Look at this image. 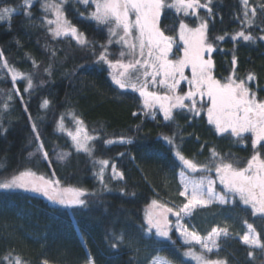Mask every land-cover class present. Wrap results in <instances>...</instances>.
I'll return each mask as SVG.
<instances>
[{"label": "trees", "instance_id": "trees-1", "mask_svg": "<svg viewBox=\"0 0 264 264\" xmlns=\"http://www.w3.org/2000/svg\"><path fill=\"white\" fill-rule=\"evenodd\" d=\"M23 4L24 0H0V5L17 9L10 19L0 21V182L21 171H33L63 186L85 190L91 203L86 208H66L31 193H0V264H8L4 257L9 255L24 264H86L89 253L95 264H150L158 256L173 264H193L185 257V247L174 230L170 240L149 234L146 208L153 201L176 210L186 203L179 195L183 165L175 151L200 168H215L222 161L243 167L254 154L251 135H221L205 113L193 117L187 109L175 110L171 121L159 114H144L139 95L116 86L106 65L95 63L98 57L92 55L91 47L80 46L71 37L55 38L45 23L40 1L32 4L31 19ZM261 5L264 0H249L248 7L257 9L255 17H248L251 24L244 22L241 0H212L211 16L200 11L208 20L209 42L215 48V78L222 82L231 75L245 79L258 100H264ZM92 8L69 1L63 14L89 42H95L96 53L101 51L100 45L107 44L109 59L114 61L121 47L109 45L107 26L88 18ZM181 21L196 25V19L179 16L171 9L161 14V30L176 39L173 59L181 50ZM241 30L254 39L233 41L232 36ZM220 36L224 39H216ZM249 75L254 79L248 80ZM29 79L32 88L25 91ZM44 100L49 101L47 106H42ZM72 119L82 121L93 137L90 155L74 145L68 129ZM163 136L174 137L176 147L168 145ZM121 138L133 143H106ZM41 142L48 159L38 151ZM102 159L109 160L104 177L110 191L99 181ZM112 164L124 173V180L111 178ZM189 224L202 236L213 228L228 230L229 235L219 240L217 251L207 253V259L264 264V247L251 248L239 238L251 224L264 245V215L254 214L239 199L231 205L197 209Z\"/></svg>", "mask_w": 264, "mask_h": 264}, {"label": "snow or ice", "instance_id": "snow-or-ice-1", "mask_svg": "<svg viewBox=\"0 0 264 264\" xmlns=\"http://www.w3.org/2000/svg\"><path fill=\"white\" fill-rule=\"evenodd\" d=\"M84 5H95V11L90 13L93 20L101 25L108 26L110 34L108 43H113L111 37L118 36L114 41L129 50V54L135 58L125 63L122 59L115 61L109 59L108 45H100L101 51L95 52V42H89L83 33H79L78 29L71 26L66 20L61 22L63 12L60 5L50 4L48 8H54L56 11L57 20L48 21L49 24L57 25L53 32L54 36L71 35L78 43L84 47L93 49L92 55L97 56L95 63L107 65L108 68H118L121 71L116 76H113V82L120 89H124L125 76H131L140 86L132 83V90L139 92V96L143 98L145 109L159 107L163 113L165 121L173 119V109H187V112L192 113L193 117L199 115L196 108V97H207V117L208 123L214 125L218 133H228L235 137L243 138L244 133H251V146L254 149V154L247 161L246 167H234L232 163L220 162L215 165V173L223 191L217 192L215 181L210 177L201 178L198 182L192 183L191 191H188V185L185 183L183 191L179 195L185 197L186 203L178 211H173V208L163 207L162 211L149 212L146 214L147 223L150 227L155 228L156 235L164 238L169 237L168 226L170 221L166 213H173L177 217V223L181 214L191 215L192 210L199 207H205L211 203L218 202L226 204L230 202L231 197H239V200L244 205H251L253 213L264 214V100H258L256 93L252 92L247 86L246 80L235 77L234 75L226 78L224 82L216 79L214 72V61L212 53L215 51L213 43L209 42L208 37V20L198 16V10L201 8L207 9L209 16L212 15V0H207L206 3H201L200 0H174L173 3H166V0H80ZM243 4V15L245 21L251 24L249 17V0H241ZM23 7L28 9L25 14L32 18L30 9L33 7L32 0H24ZM165 8H175L177 12H183L185 16H197L199 23L195 27H190L188 23L181 21L179 23V41L183 43V55L177 56L175 59H170V54L173 53V45L176 39L172 35H165L161 30L159 23L162 11ZM264 12V5L260 6ZM17 11L16 8L7 5H0V21L10 19ZM256 8L251 9V15L255 17ZM134 16V19L132 17ZM114 24V27L112 26ZM117 29L122 30V35L117 32ZM135 32V36H134ZM242 38L244 41L253 40L251 34H246L241 30L236 35L232 36L233 41ZM218 40H223L224 36L217 37ZM259 39L264 40V36ZM138 48V51H137ZM120 57L125 56V52L119 53ZM0 57H3V52H0ZM232 65L236 64V57L233 56ZM5 61V67H7ZM191 69V76L185 75V69ZM235 71V68H234ZM143 78V79H142ZM13 81L17 79L16 74L12 76ZM142 79V82H141ZM248 80L254 79L253 75L247 77ZM186 81L189 85L188 91L183 94H177V89L181 82ZM151 86L156 89L157 86L166 91L161 94L158 90L149 91ZM32 88L31 79L28 80V86L25 91ZM11 99V97L9 98ZM22 99V98H21ZM191 101V105H186L185 101ZM48 100H44L42 106H47ZM5 108L9 105L5 104ZM205 104L201 102V108ZM27 111V108H25ZM136 115V113H133ZM62 123V121H61ZM76 134L69 133L72 140L76 143L77 149L89 151L87 141L93 139L84 133V130L79 127L83 122L76 121ZM33 130L36 131V126L33 125ZM164 141L173 147H176L174 137L163 136ZM36 140H40V135L36 132ZM108 145L114 143L131 144V139L125 140L121 138L118 141L108 140ZM44 144L41 142L38 145V151L43 152ZM175 156L182 165L191 170L198 171L197 163L190 159H186L179 150L175 151ZM31 155V153H30ZM124 155V153H120ZM215 155V153H214ZM43 158L48 159V153L43 152ZM99 181L104 185L105 190H111L105 183L104 170L109 165V160L102 159L99 161ZM112 179L124 180V173L117 170L115 164H112ZM211 167H206L204 171H211ZM55 175L54 173L52 174ZM59 181L43 175L37 177L33 171H21L19 175H12L10 179H4L0 182V193L14 194L33 193L45 197L53 204H58L63 207H88L91 201L86 199L87 193L81 188H59ZM206 184V188H205ZM156 204V201H153ZM250 232L254 233L251 224H248ZM177 232L184 239V242L191 244L195 242L200 244L207 252H212L216 245V237L227 235V229L213 228L206 238H201L197 232L189 231L186 227L180 226ZM207 241H211L212 247ZM244 245L264 247L261 244L259 234L248 235L241 237ZM112 247H116L115 244ZM191 255L198 264H226L225 261L210 260L205 255H197L191 251L185 253ZM252 253L249 252V256ZM8 264H24L20 258L15 260L9 256L4 257ZM47 264V261H44ZM86 264H95V260L89 253ZM171 264V262H168Z\"/></svg>", "mask_w": 264, "mask_h": 264}, {"label": "rangeland", "instance_id": "rangeland-1", "mask_svg": "<svg viewBox=\"0 0 264 264\" xmlns=\"http://www.w3.org/2000/svg\"><path fill=\"white\" fill-rule=\"evenodd\" d=\"M35 1H40V3H41V5H42V10L45 12V23H46V25L48 26V28H49V30H50V32H51V34L53 35V32H54V30L56 29V27H57V25L55 24V23H53V24H49L48 23V21H56L57 20V16H56V11H55V9L54 8H48L47 7V5H50V4H56V5H60L61 6V10H62V12H63V8H64V6H65V4L67 3V2H69V1H73V2H77V3H80L81 5H83L84 7H87V6H92L93 8V10H91L90 12H89V19H92L91 18V16H90V13H92V12H94L95 11V5L94 4H91L90 3V5H84L83 3H81L80 2V0H32V4L35 2ZM174 2V0H166V3H173ZM203 4V3H202ZM165 9H171L173 12H175L177 15H179V16H182V17H188V18H190V19H196V25L199 23V20L197 19V16H192V15H188V16H185L184 15V13L183 12H177V10L175 9V8H165ZM248 9H249V15H251V8L250 7H248ZM200 11H207V9H204V8H201V9H199L198 10V16L200 17V18H203L202 17V15H200ZM163 12V11H162ZM132 19H134V16L132 17ZM64 20H66V18H65V16H64V14H63V17L61 18V22H63ZM93 20V19H92ZM67 21V20H66ZM93 21H95V20H93ZM68 22V21H67ZM97 22V21H96ZM183 22H185V21H183ZM69 23V22H68ZM98 24H100L99 22H97ZM70 24V23H69ZM101 25V24H100ZM195 25V26H196ZM113 27H114V24L112 25ZM190 26V25H189ZM194 26V27H195ZM108 27V26H107ZM190 27H193V26H190ZM79 32V31H78ZM117 32L120 34V35H122L123 33H122V30H120V29H117ZM178 33H179V31H178ZM54 36V35H53ZM134 36H135V32H134ZM55 38H64V37H71L78 45H80L79 43H78V41L75 39V38H73L70 34L69 35H64L63 33L61 34V35H59V36H54ZM119 37L118 36H114V37H111V39H112V41H113V43H111V44H109V45H119L120 47H121V51H124L125 52V56L124 57H120L119 55H118V57L116 58V59H122L125 63H127L129 60H133V59H135V58H139L138 56L137 57H133L132 55H130L129 54V50L126 48V47H123L122 45H120V44H116V43H114V41H116L117 39H118ZM239 39H242V38H238L237 40H239ZM243 40V39H242ZM178 43L180 44V46H181V50H180V54H179V56H182L183 55V43L181 42V41H179V35H178ZM80 46H82V45H80ZM174 49H175V44L173 45V53H174ZM120 51V52H121ZM137 51H138V48H137ZM173 53L172 54H170V59H173L171 56L173 55ZM115 61V60H114ZM106 67H107V65H106ZM108 68V67H107ZM109 69V71H110V76H111V79H112V77L113 76H116L117 74H118V72L119 71H121L120 69H118V68H108ZM185 75L186 76H191V69L190 68H186L185 69ZM124 83L126 84V87L124 88V89H122V90H131V91H133V92H136L138 95H139V92H137V91H134V90H132V88L130 87V85L132 84V83H136L137 84V87H139L140 86V82H137L134 78H132L131 76H125L124 78ZM143 79V78H142ZM142 79H141V82H142ZM112 81H113V79H112ZM114 83V82H113ZM115 84V83H114ZM117 86V85H116ZM188 88H189V85L187 84V82L186 81H182L181 82V85H180V87L177 89V94H183L184 92H187L188 91ZM148 90L149 91H152V90H158V91H160V93L161 94H163L165 91H166V89H162V88H159V86H157V88L156 89H154V88H152L151 86H149V88H148ZM140 97V96H139ZM140 99H141V103H142V108H143V113L144 114H146V115H148V116H150V117H154V116H156L157 114H159V115H161L162 117H163V113L159 110V107L157 106V107H155V108H152V109H145L144 108V104H143V98H141L140 97ZM196 100H197V104H196V108H197V110L199 111V114H201V113H205L206 115H207V103H208V101H207V97L205 96V97H203V98H201V97H199V96H197L196 97ZM201 102H203L204 104H205V107L204 108H201ZM186 105H191V101H185L184 102ZM175 110H180V109H173V112L175 111ZM164 119V118H163ZM77 120H79V119H72L71 120V122H70V125L68 126V129H70L71 130V133L72 134H76V129H77V123H76V121ZM79 127H81L83 130H84V132L83 133H81V136L84 134V133H87V131H86V129H85V127L83 126V124H81V125H79ZM61 128H62V130H64V131H66L67 130V127L65 126V123L63 122L62 124H61ZM219 134H221V135H231L230 134V132H228V133H219ZM87 135L89 136V134L87 133ZM247 135H251L252 136V134L251 133H244L243 134V137L244 136H247ZM233 136V135H232ZM233 137H235V136H233ZM235 138H240V137H235ZM90 142H91V140H89V141H87V146H88V149H89V151H84L83 149H79L80 151H83V152H85L86 154H88V155H90V153H91V148H90ZM73 143H74V145L76 146V143L73 141ZM77 148V147H76ZM100 165V164H99ZM234 167H237V168H239L238 166H236V165H233ZM247 166V164L246 165H244L243 167H246ZM101 167V166H100ZM204 169L205 168H200V167H198V171H191V170H189V169H187V168H185L184 166H183V169L180 171V173H179V181H180V184H181V186H182V191L184 190V187H185V183H187V185H188V191L190 192L191 191V186H192V183H194V182H198L199 180H201V178H207V177H210L211 179H213L216 183H215V188H216V191L219 193V192H222L223 191V185H221L220 184V182H219V179H218V177H217V175H216V173H215V168H211L212 170L211 171H204ZM37 177H39L38 175H37ZM58 187L59 188H61V189H63V188H70V189H75V188H72V187H67V186H63V185H61V184H59L58 185ZM205 188H206V184H205ZM31 194H33V193H31ZM37 196H39V195H37ZM45 198V197H44ZM46 199V198H45ZM236 199H239V197L238 196H236V197H231L230 198V202L229 203H226V204H219L218 202H213V203H211V204H209V205H207V206H205V207H199V206H197L196 208H194L193 210H192V213H191V215L197 210V209H202V208H206V207H210V206H212V205H222V206H224V205H231V204H233V202L236 200ZM50 202V201H49ZM187 202V201H186ZM51 204H53L52 202H50ZM53 205H56V206H61V205H58V204H53ZM244 205V204H243ZM245 206H248V207H250V208H252L251 207V205H245ZM61 207H63V206H61ZM163 205H160V204H158V203H156L155 205L152 203V204H150L147 208H146V211H145V218H146V214L147 213H149V212H158V211H162L163 210ZM66 208H72V207H66ZM182 208V207H181ZM180 209V208H179ZM179 209H173V211L175 212V211H178ZM259 214H262V213H259ZM166 215H167V217H168V220L171 222L170 223V225L168 226V230H169V237L168 238H164V237H160V236H158V235H156V230H155V228H152V227H150L149 225H148V223H147V218H146V223H147V226H148V232H149V234H152V235H154V236H156L157 238H161V239H166V240H170V239H172V230H174L175 231V233H176V236H177V238H178V241L181 243V245L183 246V247H185V249H184V255H185V253H188L189 251H191V252H193V253H195V254H197V255H200V254H203V255H205V256H207V253H210V252H207L205 249H203L202 248V246L200 245V244H196L195 242H192L191 244H187V243H185L184 242V239L179 235V233L177 232V228L178 227H180L181 225L182 226H184V227H186L189 231H195V232H197V234L201 237V238H206L208 235H206V236H202L201 234H199V232L193 227V226H191L190 224H189V220H190V217H191V215H183V214H181V217H180V220H179V224L177 223V217L173 214V213H166ZM262 215H264V214H262ZM253 227V226H252ZM218 229V228H217ZM253 229H254V233L253 232H250L249 231V229H248V226H247V231H246V233L245 234H248V235H253V234H258V232L255 230V228L253 227ZM220 230H223V229H220ZM244 234V235H245ZM229 235V232H228V230H227V235H224L223 234V232H221V235L220 236H218V237H216L215 239H216V245L213 247V251L212 252H214V251H217L218 250V242H219V240L220 239H222L223 237H226V236H228ZM242 237V236H241ZM241 237H239L240 238V240H241ZM208 243H209V246L210 247H212V244H211V241H207ZM242 242V241H241ZM248 246V245H247ZM249 247H251V248H256V249H260L261 247H256V246H249ZM185 257L187 258V259H189L190 261H192V263L193 264H198V261L197 260H195L191 255H185ZM207 258V257H206ZM168 262H170L168 259H166L165 257H162V256H158V257H156L150 264H168ZM171 264H173L172 262H171Z\"/></svg>", "mask_w": 264, "mask_h": 264}]
</instances>
